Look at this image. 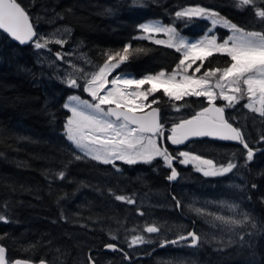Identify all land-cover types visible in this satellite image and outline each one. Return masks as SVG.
Here are the masks:
<instances>
[{
  "label": "trees",
  "instance_id": "1",
  "mask_svg": "<svg viewBox=\"0 0 264 264\" xmlns=\"http://www.w3.org/2000/svg\"><path fill=\"white\" fill-rule=\"evenodd\" d=\"M18 2L36 27L39 20L33 14L40 8L38 14L43 17L48 9L49 19L55 18L68 26L70 42L81 44L95 63L102 64L105 53L120 50L127 43H131L132 49H142L117 69L135 77L162 69L171 73L181 58L173 48L135 38L140 33V23L160 20L188 37H199L209 28L205 19L195 18L191 26L176 19L174 13L186 6L212 8L248 31L264 32V22L254 16L252 8H237L236 0H142L143 6H134L131 0ZM257 6L264 7V3L257 0ZM215 32L220 41L228 35L222 27ZM229 60L226 54H214L198 74L209 67H226ZM38 72L33 45L18 46L0 32V215L7 221H0V244L6 248L9 261L21 258L35 264L42 260L46 264H90L91 255L95 264H135L122 252L130 254L126 244L129 238L142 232L144 217L151 214L162 217L168 203L176 207L172 215L168 214L170 217L194 218L186 214L183 202H189L191 194L196 196L201 181L193 177L184 180L186 173L180 169V180L169 183L166 177L170 170L161 166L159 160L151 164H120L122 173L110 180L108 176H114L110 165L73 159L74 151L63 127L69 116L63 107L67 93L56 86L44 85L37 78ZM155 96L160 103L154 106L160 107L161 122L166 128L207 104L203 97L169 102L162 92ZM256 138L248 142L249 146L264 147V141L256 142ZM199 146L206 149L218 146L221 150L217 157L229 155L224 149L237 148L233 157L242 164L240 175L247 183L245 206L259 230L249 228L253 234L251 245L231 244L208 250L199 254L194 264H264V227H259L264 222V151L245 164L246 151L239 146L205 139L194 141L189 147L199 150ZM60 171L65 172L64 179L58 178ZM146 191L163 192L165 201L157 208L142 207L144 215H140L141 208L135 204L114 199L115 195L134 198ZM173 197L180 201L179 207ZM188 225L195 226L196 231L199 228L197 222L190 220ZM110 243L123 250L115 251L112 263L108 260L111 252L104 251ZM142 250L146 253L149 248ZM137 264H154V259L145 255Z\"/></svg>",
  "mask_w": 264,
  "mask_h": 264
},
{
  "label": "snow or ice",
  "instance_id": "2",
  "mask_svg": "<svg viewBox=\"0 0 264 264\" xmlns=\"http://www.w3.org/2000/svg\"><path fill=\"white\" fill-rule=\"evenodd\" d=\"M131 2L134 6H143L142 0ZM260 2L264 3V0ZM234 6L241 9L251 7L254 16L264 22V7H258L257 0H236ZM174 16L182 20L185 26H191L195 23V18H201L210 21L211 27L199 39L190 40L181 36L175 27L163 25L159 21L138 26L145 34L139 39L151 40L153 33L167 34V40L155 39L154 43L166 45L181 54L171 73L166 74L162 69L155 74H146L140 79L129 78L130 74L125 72L113 76L112 74L128 62L130 57L143 51L140 48L132 49L131 43L125 44L120 50L105 53L106 59L102 65L97 66V71L86 73L83 68L72 64L75 72L82 73L79 80H82L83 84L78 82L77 78H72L71 74H68V78L63 82L74 89L82 88L91 97V100H83L80 96L73 95L68 100L77 104L63 105L71 112L63 126L66 139L74 150L83 153L76 155L74 151L73 159L81 160L87 157L102 164L115 165L116 161H124L133 165L151 164L153 160L160 158L163 165L170 169L167 179L174 181L179 173L173 166V161H178L181 165L192 164L195 170L205 177L224 176L237 169L238 164L229 160L226 164L217 165L211 159L188 151H180L173 155L163 143L165 131L169 132L167 140L172 145H184L191 139L200 137L238 142L246 150L245 164L253 160L255 151H264L250 147L241 128L234 127L235 121L230 123L229 119L232 118L225 116L226 109H234L240 101L247 98L248 102L242 106L264 117V32L248 31L212 8L199 5L182 8L176 11ZM217 24L231 31V35L221 43H217L214 32ZM0 30L21 45L32 43L35 49H47L49 43L57 45L67 43L62 39L50 41L47 36L37 33L27 11L18 0H0ZM63 31L71 34L69 28ZM214 54H226L230 58L228 66L209 67L202 75L196 76V73H200L204 68V62ZM55 55L65 63H71L65 55L59 52ZM197 61L200 63L194 68L192 75H188V70L192 69ZM86 63L90 64L91 61ZM109 76L112 78L109 79ZM177 76H180L179 80ZM144 85L149 87L143 89ZM157 92H162L169 102L182 101L185 97H203L207 100L208 107L201 108L190 118L182 119L172 124L170 129H166L161 122L160 107H153L160 103V98L155 96ZM150 96L153 97L151 101ZM217 98L227 103L217 106ZM257 102L260 107L255 106ZM176 110L179 111V107ZM260 141H264V135L260 136ZM58 178L64 179L65 172L60 171ZM252 187L255 188L256 185ZM114 199L126 201L128 204L135 203L133 199L124 195H115ZM173 200L179 207L180 201L175 197ZM140 215L144 213L140 212ZM216 219L228 225H247L253 230H259L255 218L249 213H243L241 219L230 217ZM0 221L7 222L2 215ZM259 227H264V222H261ZM144 231L159 233L161 229L152 224ZM189 240L190 243H187ZM148 242L150 241H145L142 236H134L129 247ZM181 242L187 247H197L202 241L197 232L191 230L186 235L178 236L176 240H165L160 246L179 245ZM105 247L113 251H123L113 243ZM5 253V247L0 245V264H8ZM124 255L127 258V253ZM88 259L90 264H95L91 255ZM15 264H21V261L17 260ZM40 264H45V261L42 260Z\"/></svg>",
  "mask_w": 264,
  "mask_h": 264
},
{
  "label": "rangeland",
  "instance_id": "3",
  "mask_svg": "<svg viewBox=\"0 0 264 264\" xmlns=\"http://www.w3.org/2000/svg\"><path fill=\"white\" fill-rule=\"evenodd\" d=\"M186 7H194V6H186ZM38 13H41L40 8H38L36 10V13L33 14L34 18L36 20H39L37 21L36 24L37 28L39 29L38 33L42 36H47L50 41L62 39V40H66L67 43L63 45L49 43L47 49H35L33 46L36 52V62H37V68L39 70L37 74V78L39 79V81H42L44 85L49 84L51 87L56 86L59 90L63 91V93L65 94L67 93L63 105L65 103H71L73 105H76L77 102L75 101L70 102L68 100V98L73 95L80 96L81 99L83 100H91L90 95L87 92H84L82 88L81 89L71 88L63 81L68 78V74H71L72 78H77L78 82L83 84V81L79 80V76L82 75V73L75 72L72 68V64H75L76 67L78 68H83L84 72L90 73L97 71L98 70L97 66L102 65L103 63L102 64L95 63L83 51L81 44L79 43L74 44L73 42H70L69 34L63 31L65 28H69V27L58 23L57 19L55 18L50 17L49 19L48 14L50 13V11L48 9H46V13L44 14L43 17H41L42 15ZM153 21H159L163 25H167L160 20H147L140 24L149 23ZM208 22L210 24L209 26L210 28L211 23L210 21ZM43 24L46 25V28H43L44 26ZM217 27H222V26L220 24H217L215 29ZM224 29L228 31L227 36L231 35L230 29L227 28ZM143 35L145 34L140 30V33L137 34L135 38L139 39V37ZM203 35L199 37H188L183 35L181 36L187 37L190 40H195V39H199ZM209 35H211V33H209ZM152 36L153 39L148 41H151L153 43L155 39H161V40L168 39V36L165 33H153ZM216 36H217V43H221L223 40L220 41L217 34ZM57 52L61 53L62 55H65L66 59L71 61V63H65L63 60L57 58L55 55ZM68 53H72V55H66ZM86 61H91V63L90 64L86 63ZM195 67L196 65H193V68L188 70V75H192ZM117 73H119L118 70H116L112 75L114 76ZM200 75L202 74L196 73V76H200ZM111 78L112 76H109V79ZM129 78L140 79L142 78V76L135 77L134 75L130 74ZM179 79L180 76H177V80ZM142 87L143 89H146L149 86L144 85ZM204 100L206 103H208L205 98ZM247 102L248 99L245 98L244 100L240 101V103L237 104L234 109H226V112L228 111L227 117L232 118L229 119V122H233L234 120L236 122L234 124L235 125L237 124L238 127H240L242 132L244 133L246 141L250 142L254 138L260 137L263 134L262 132L264 131V126H263L264 117L260 116L259 113H255L250 109H247L242 106ZM225 103L227 102L222 101L219 98H217L216 100V105L222 106ZM255 106L260 107V104L257 102ZM66 110L68 111L70 116L71 115L70 109H66ZM252 132H254V134H252ZM255 141L261 142L260 138H258ZM68 143L70 144L69 141ZM73 151H75L76 155H83V153H81L79 150L73 149ZM180 151L192 152L195 155L203 156L205 159H211L214 162H216L217 165L221 163L226 164L227 161L232 160L233 162L238 164V168L233 169L231 173H227L224 176L205 177L202 175V173L197 172L195 170L194 165L192 164L181 165L178 163L182 173H186V177L184 178V180L193 177L198 181L200 180L202 183V185L200 186V190L196 191V196L191 194L190 197H188L189 202H183V206L185 207L186 214H189L194 218H188L186 216H183L185 217V219L183 217L182 218L170 217L168 214L172 215L171 213L176 209V207H174L173 205H168V203L165 204L164 208L166 212L162 214V217L160 216V218H158V216H155L153 214L148 215V218L144 217L143 223L141 225L143 227L142 232L138 235H134V236H142L145 241H150V242L144 244H137L132 247H129V244L131 243V240L134 237L132 236L131 238H129L128 244H126V246L129 248L128 252L134 255L138 253L144 254L142 252V249L149 248V250L146 251V254H148L151 253L153 249L159 247L165 240L171 241V238H178V236L180 235H186L187 230L190 229L191 227L188 225V220L192 222H197V224H199L198 225L199 228L197 229V232L201 237L202 242L198 245L196 249H192L194 247L184 246V242H181V244L179 245L168 244V247L166 248L168 250L165 249L166 251L163 250L159 254L151 253L149 255L151 256L153 254L152 258L154 259V264H194L198 260V255L201 254L202 252L206 253L208 250L209 251L219 250L222 247L231 244H237L245 247L251 245L253 234H251L249 231L250 226L228 225L216 219V217H225L226 219L229 217L233 219H241L243 213H249L251 215V213L248 211V209L245 206V201L243 197L247 183L245 181V178L240 175L242 171V164L239 161L235 160L233 157L235 156L233 154L235 150L231 151V153L229 152L228 153L229 155L227 157H223V155L217 157L216 153L217 152L219 153L220 151L218 146L207 149L204 148L203 146L202 147L199 146V150L191 149L188 146L186 148L184 147L179 150H176L174 155H177ZM83 160L99 163L87 157L84 158ZM155 160H159L160 165L167 168L166 166L163 165L162 159L157 158ZM217 161L219 162L217 163ZM120 164H127V163H125L124 161H116L115 165L105 164V165H110L112 167V173L114 174V176L112 177L108 176V179L113 180L114 178H116L117 175H120L122 173L123 168L120 166ZM131 199L135 201L134 204L138 208H141L139 209V212H142V207L157 208V205L158 206L162 205L165 201L164 193L161 191H146V193H141L140 195ZM198 209L199 211H197ZM152 224L160 228L161 231L159 233H147L146 231H144V229H146L149 225ZM241 237H243L242 240ZM187 243H190V240ZM109 261L112 263L110 259ZM105 263L106 262H104V264ZM9 264H12V261H10Z\"/></svg>",
  "mask_w": 264,
  "mask_h": 264
},
{
  "label": "water",
  "instance_id": "4",
  "mask_svg": "<svg viewBox=\"0 0 264 264\" xmlns=\"http://www.w3.org/2000/svg\"><path fill=\"white\" fill-rule=\"evenodd\" d=\"M22 6V5H21ZM23 7V6H22ZM28 13V12H27ZM28 15H29V13H28ZM29 17H30V15H29ZM31 18V17H30ZM31 22H32V19H31ZM33 23V22H32ZM34 25V24H33ZM34 28H35V26H34ZM35 31L37 32V29L35 28ZM0 32H2L5 36H7L8 37V35L7 34H5L4 32H3V30H0ZM9 38V37H8ZM10 39V38H9ZM35 39V38H34ZM13 43H15V44H17V45H19V46H21V47H25V46H27V45H29L30 43H28V44H23V45H21L19 42H17V41H14V40H12V39H10ZM217 106H219V105H217ZM153 107H156V106H153ZM206 107H208V105H206ZM145 111H148V109H146ZM200 111V110H199ZM198 111V112H199ZM225 116H226V113H225ZM188 118H190V117H188ZM188 118H185V119H188ZM179 122V121H178ZM231 123V122H230ZM234 127H236L235 125H234ZM166 129H170V128H166ZM166 132V131H165ZM169 135V132L167 131V136ZM167 136L165 137V134H164V139H163V143L165 142V139H166V142H167V144L169 145V147H171L172 149H175V148H182V147H184V146H186L187 144H189L190 142H192V141H196V140H202V139H209V140H212V141H218V142H225V143H229V144H233V145H237V146H240V147H242V145H240L238 142H235V141H227V140H221V139H217V138H211V137H200V138H193V139H191L190 141H188V142H186V144H184V145H172L171 143H170V141H168L167 140ZM242 149H243V147H242ZM259 149H264V147H261V148H259ZM246 151V150H245ZM258 152H261V151H255V154H257ZM254 154V155H255ZM175 162H177V161H173V166L176 168V166L174 165V163ZM177 169V168H176ZM177 172L179 173V171L177 170ZM169 174H170V172H169ZM179 176H180V173H179ZM179 176H178V178L176 179V180H174V181H169L168 179H166L169 183H176L177 181H178V179H179ZM176 240V239H175ZM1 245V244H0ZM164 247V246H163ZM6 249V248H5ZM119 249V248H118ZM104 251H107V252H114L113 250H111V249H108V248H106V247H104ZM5 259H6V261L8 262V264H9V260H8V256H7V250H6V253H5ZM17 260H19V261H21V264H35L34 262H32V261H30V260H27V259H21V258H17V259H14L13 261H12V264H15V261H17ZM37 264H40V262L39 263H37ZM46 264V263H45Z\"/></svg>",
  "mask_w": 264,
  "mask_h": 264
},
{
  "label": "flooded vegetation",
  "instance_id": "5",
  "mask_svg": "<svg viewBox=\"0 0 264 264\" xmlns=\"http://www.w3.org/2000/svg\"><path fill=\"white\" fill-rule=\"evenodd\" d=\"M167 135V132H165V136ZM203 142V141H202ZM224 144V143H223ZM226 144V143H225ZM219 150H221V149H219ZM225 151H227V152H231V151H234V150H237V148H234V147H229V148H227V149H224ZM176 164H178V163H176ZM178 167H180L179 166V164H178ZM181 169V168H180ZM183 169V168H182ZM191 228V227H190ZM191 230H195V226H192V228L191 229H188L187 230V232L188 231H191ZM199 235V234H198ZM172 239H175V238H171V240ZM189 242V241H188ZM168 247V245H166V246H164V247H157V248H155V249H153V251L151 252V253H157V254H159V253H161L163 250H165L166 248ZM198 247V246H197ZM197 247H194V248H192V249H196ZM170 248V247H169ZM166 250H168V249H166ZM116 252H118V251H116ZM115 251L114 252H111V253H109L110 254V256L108 257V260L110 259L111 261H112V259H113V256L115 255V253H116ZM142 252L144 253V251L142 250ZM122 253H126V252H122ZM151 253H148V254H146V253H144V254H142V253H138V254H127L128 255V257H127V259H129L130 258V260H131V262H133V263H135V264H137V262L140 260V259H144L145 258V255H147V256H149ZM152 254V255H153ZM152 255L151 256H149V257H152ZM132 256V257H131ZM111 263V262H110Z\"/></svg>",
  "mask_w": 264,
  "mask_h": 264
}]
</instances>
